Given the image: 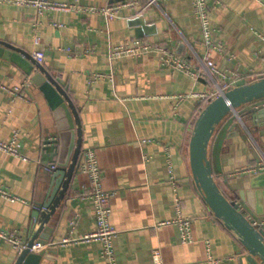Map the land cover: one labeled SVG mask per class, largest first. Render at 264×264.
<instances>
[{
	"label": "crops",
	"instance_id": "0c3cea01",
	"mask_svg": "<svg viewBox=\"0 0 264 264\" xmlns=\"http://www.w3.org/2000/svg\"><path fill=\"white\" fill-rule=\"evenodd\" d=\"M56 1L99 7L133 3L122 5L111 19L56 9L37 13L32 6L0 3V39L31 55L43 50V65L65 87L78 111L82 148H94L103 187L115 191L109 220L119 230L113 239L118 263L206 264L209 241L221 264H259L206 205L190 171L191 127L205 105L196 93L210 91L212 79H196L163 65L158 53L114 58L109 54L112 46L143 38L168 45L194 69L202 68L204 44L192 1ZM208 1L214 34L226 51L214 53L217 67L234 69L245 81L264 75L262 1ZM139 17L143 24L131 23ZM261 102L244 104L224 118L207 151L219 187L255 220H264V187L252 186L257 174L242 169L264 162V112L257 118L248 112ZM14 130L20 133L22 157L0 150V185L12 195L0 196V231L16 232L25 241L33 209L47 198L53 171L48 165H57V156L51 155L57 149L45 143L57 145L63 128L22 66L0 56V140ZM88 183V175L77 168L47 223L50 228L43 231L48 243L39 264H104L97 239H78L95 229L93 204L79 192ZM247 190L242 199L239 192ZM177 199L182 216L190 219V242L180 241L176 224H158L176 216ZM76 213L79 218L71 231L68 222ZM153 249L159 251L158 262ZM17 255V249L0 237V264H14Z\"/></svg>",
	"mask_w": 264,
	"mask_h": 264
},
{
	"label": "water",
	"instance_id": "95a60500",
	"mask_svg": "<svg viewBox=\"0 0 264 264\" xmlns=\"http://www.w3.org/2000/svg\"><path fill=\"white\" fill-rule=\"evenodd\" d=\"M131 23L143 24V19L141 17L133 18ZM137 29L139 31V28ZM0 56L9 57L19 66H22L25 74H28L44 93L50 107L54 110L55 117L63 128L57 145L48 146L50 142L45 143V147L57 149L56 152L51 153V155L57 156V165L51 172L52 181L47 191L46 200L42 204H37L33 209V220L25 239L26 246L18 253L14 261V264H39L48 243L43 231L50 228L47 223L65 197L72 176L80 163L81 124L78 111L67 90L61 85L58 78L45 68L41 61L36 60L23 48L1 39ZM234 85L211 99L197 115L189 137L190 171L196 189L215 217L240 240L251 256L258 257L259 264H264L263 229L257 228L253 219L249 218L240 208L237 199H229L219 187L207 154L212 134L228 113L236 112L244 104L264 98V75L249 81L238 80ZM248 112L251 113L252 117L257 118L258 114L264 112V106L253 107ZM250 184L264 187V171L253 176ZM247 194H249L248 190L247 192H239L242 199ZM36 242L43 247L39 250H31L32 244Z\"/></svg>",
	"mask_w": 264,
	"mask_h": 264
},
{
	"label": "built area",
	"instance_id": "2783aa9c",
	"mask_svg": "<svg viewBox=\"0 0 264 264\" xmlns=\"http://www.w3.org/2000/svg\"><path fill=\"white\" fill-rule=\"evenodd\" d=\"M158 0H149V4L156 3ZM193 5V15L200 22L202 41L204 44V53L202 56V68L194 69L181 55L175 53L168 45L161 43H153L143 38H132L123 44L112 46L109 50L111 58L122 56L123 54H130L133 56H140L144 53H158L160 62L163 65L170 66L172 68H177L188 73L191 77L196 79L208 76L213 81V88L210 91L196 93L198 97L202 98L204 101L209 102L211 99L219 96L227 89L235 86L234 84L238 80H242V75L234 69L226 68L220 69L217 67L214 61V53L225 54L223 43L216 34H214V28L211 24V18L209 17L210 4L208 0H191ZM264 7V0H261ZM10 3L13 5H27L32 6L37 10V13H44L48 10H60V11H76L80 13H97L103 15L104 17L111 19L118 15V12L122 5H132L133 3H121V4H108L104 7H99L90 4H80L76 1L64 2L56 0H0V3ZM35 42L39 41L38 37L34 38ZM67 51H71L69 48ZM36 60H44V52L41 49H37L32 53ZM228 59L233 58L232 55L228 54ZM100 74H95L93 77H97ZM18 91V88H15ZM184 95H180L183 98ZM260 101L264 105V98ZM22 142H20V133L18 130H14L10 137L5 140H0V150L7 152L9 154L22 157L21 154ZM169 156V155H168ZM80 163L78 168L88 175L89 183L86 187L82 188L79 192L83 198H88L91 200L94 209V220L95 229L92 232L85 233L82 237L78 239L83 240H94L97 239L101 243L100 257L104 261V264H119L115 246L113 243L114 237L117 235L119 230L115 225L110 223V213L112 208L110 207V200L114 196L115 191L106 190L103 187V174L101 168L98 164V158L94 148H82L80 154ZM169 173H171V178L173 180V175L171 172L170 158L168 157ZM56 168L55 163H50L48 169L54 170ZM243 172H249L251 174L263 173L264 162L259 163L255 166H246L242 169ZM175 183V180H173ZM0 196L12 197V195L0 185ZM238 205L240 203L238 202ZM176 216L173 219L163 220L162 223H173L176 224L180 230V241L190 242L192 241L191 234V223L190 219L182 216L180 202L177 199ZM242 209V206L240 205ZM79 218V213L73 215L69 220L68 225L71 231L75 228L76 222ZM253 219V218H252ZM254 224L257 228L264 229V220L253 219ZM0 237L6 241H9L20 253L22 249L26 246L25 241L16 232L5 233L0 231ZM69 240V238H65ZM31 250H39L43 247L40 243L36 242L32 244ZM206 264H221V258L216 257L212 254L211 244L206 241ZM152 256L155 261H159V251L158 249H153Z\"/></svg>",
	"mask_w": 264,
	"mask_h": 264
},
{
	"label": "trees",
	"instance_id": "16d2710c",
	"mask_svg": "<svg viewBox=\"0 0 264 264\" xmlns=\"http://www.w3.org/2000/svg\"><path fill=\"white\" fill-rule=\"evenodd\" d=\"M262 99V98H261ZM261 99H259V100H257V101H260ZM254 102H256V101H254ZM204 103H205V105H204V107L208 104V102H206V101H204ZM203 107V105H201L200 107H199V111H198V113L196 114V116H195V118L193 119L194 121H193V124H192V127H191V131H192V128H193V125H194V123H195V119H196V117H197V115L201 112V110L204 108ZM231 113V112H230ZM230 113H228L227 114V116L230 114ZM226 116V117H227ZM225 117V118H226ZM191 134V133H190Z\"/></svg>",
	"mask_w": 264,
	"mask_h": 264
}]
</instances>
